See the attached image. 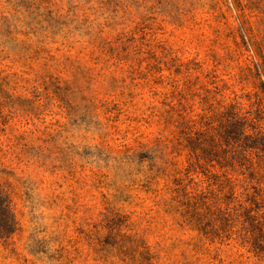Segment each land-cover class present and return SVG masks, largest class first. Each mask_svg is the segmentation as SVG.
Masks as SVG:
<instances>
[{
	"label": "rangeland",
	"instance_id": "obj_1",
	"mask_svg": "<svg viewBox=\"0 0 264 264\" xmlns=\"http://www.w3.org/2000/svg\"><path fill=\"white\" fill-rule=\"evenodd\" d=\"M235 17L228 0H0V264H264L183 224L151 142L159 68L222 53Z\"/></svg>",
	"mask_w": 264,
	"mask_h": 264
},
{
	"label": "trees",
	"instance_id": "obj_2",
	"mask_svg": "<svg viewBox=\"0 0 264 264\" xmlns=\"http://www.w3.org/2000/svg\"><path fill=\"white\" fill-rule=\"evenodd\" d=\"M228 1L236 17L219 32L222 53L159 68L151 142L164 150L168 207L183 224L264 263V10ZM182 152L176 168L170 155Z\"/></svg>",
	"mask_w": 264,
	"mask_h": 264
}]
</instances>
